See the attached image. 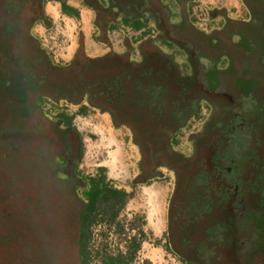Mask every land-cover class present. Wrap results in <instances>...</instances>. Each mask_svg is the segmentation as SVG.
I'll return each mask as SVG.
<instances>
[{
    "label": "flooded vegetation",
    "instance_id": "af4514ba",
    "mask_svg": "<svg viewBox=\"0 0 264 264\" xmlns=\"http://www.w3.org/2000/svg\"><path fill=\"white\" fill-rule=\"evenodd\" d=\"M45 1L0 0V172L17 164L40 187L21 211L23 253L11 244L6 252L22 264L82 262L81 220L94 217L101 180L85 186L79 135L67 116L46 114L48 100L87 106L128 131L139 181L165 184L160 241L173 264H264V0H243L244 18L222 12L223 26L209 32L194 20L195 0H80L108 50L91 56L79 46L64 62L32 32L50 22ZM124 18L154 30L117 48L112 24L141 29ZM59 163L72 182L56 173ZM13 207H0L9 235Z\"/></svg>",
    "mask_w": 264,
    "mask_h": 264
},
{
    "label": "rangeland",
    "instance_id": "374dc122",
    "mask_svg": "<svg viewBox=\"0 0 264 264\" xmlns=\"http://www.w3.org/2000/svg\"><path fill=\"white\" fill-rule=\"evenodd\" d=\"M192 6H194L192 10L194 20L196 23L199 22V26L207 32L223 26L224 20L219 16L222 15V12H226L229 17L234 19L244 18L247 14V6L243 0H195ZM48 16L50 22L39 23L32 29V32L52 57L61 61L74 56L78 46L84 48L83 37L86 38V34L94 32V28L90 30L85 27L84 31L81 30L84 26L91 27V25H87V20L89 21L91 18L90 13L84 14L85 22L81 23L80 20L61 14L59 6L54 4L53 12ZM118 23L121 24L120 21ZM125 27V30L116 28L118 30L110 33L111 41L117 48L125 38L130 41H138L139 38L145 37L144 34H148H142L139 29L128 28L130 26ZM151 29L154 30L153 27ZM148 30L150 29L148 28ZM95 32L97 34L98 29ZM149 33H152L151 30ZM92 43L94 42L92 41ZM43 109L53 119L60 115L67 116L69 123L77 131L82 144L77 162L79 165L77 172L84 180L85 186L89 179L95 175L96 179L104 182V188H116L126 194L122 204L115 207L116 219L109 216L108 211H111L112 208H108L107 203L102 204L104 205L102 208L101 205L99 206L100 210L97 211L99 215L95 217L96 220L90 229L88 258L86 257L87 261L84 263L107 264V258L112 257L123 258L127 264H173L160 241L166 207L165 184L156 181L148 183L139 181V169L136 166L133 145L131 146L129 141L123 140V134L128 131L116 128L103 115L87 106L80 108V106L67 101L54 104L46 100ZM31 123L36 126L33 120ZM20 131L21 126L17 124L15 133L10 135L13 145H16L19 140L17 136L22 135L19 134ZM25 146L30 150L32 143L28 142ZM29 159V157L25 158L23 164L26 165ZM16 165L14 164L9 171L0 172V180L3 184L0 185L3 189L2 192L0 191V207L4 209L5 204L10 208L11 205L14 206L10 213V218H13L11 227L14 231L12 230L9 235L7 231L9 226L6 227L2 224L0 225V235H4L7 231L8 245L11 244L13 251L23 253L24 243L21 242V238L22 232H24L22 222L24 216L21 211L26 207L27 196H36L40 187L30 184L28 180L31 179V176L28 177V174L18 176L19 172L24 171V167L21 171L20 168L18 170L14 167ZM59 165L60 163L54 166L56 173L65 181L72 182L71 168ZM11 178L14 180L20 178L21 181L25 178L23 186H14ZM13 195L14 197L11 199ZM33 199L31 205H34L32 207L37 211L39 202L37 205V198ZM14 214L19 218H16ZM0 219L2 220V217ZM15 255L12 251L6 252L0 248V264H22V259ZM78 258L81 262L80 255Z\"/></svg>",
    "mask_w": 264,
    "mask_h": 264
},
{
    "label": "trees",
    "instance_id": "16d2710c",
    "mask_svg": "<svg viewBox=\"0 0 264 264\" xmlns=\"http://www.w3.org/2000/svg\"><path fill=\"white\" fill-rule=\"evenodd\" d=\"M63 9L67 10L66 6H63ZM122 22L126 25L133 24L136 28H141L142 25H145L142 21H135L132 22L130 18H124L122 19ZM118 24H112V28H116ZM102 181V180H101ZM99 184H96L93 186L92 190L94 192V199L90 206H89V213L93 214L94 217L92 220H81V231H80V237H79V255L82 259V264H85L86 257L88 258V244L90 240V229L92 228V223L96 220L95 217H97L99 214L97 211L100 210L99 206L101 205V208L104 207V205L107 203L108 208L111 207L112 210L108 211L109 216L111 218H117V214L114 212L115 207L122 204L124 201V197L122 198L123 192L116 188H104V182H101ZM104 204V205H102ZM117 209V208H116ZM3 221L0 223V225L4 224L7 227V221L4 220V217L2 216ZM8 231V230H7ZM5 231L4 235H0V248H2L4 251H7L8 245L7 243V237L8 233ZM2 237V239H1ZM8 245V246H7ZM16 254L19 256L20 252H16ZM107 264H127L123 258H107Z\"/></svg>",
    "mask_w": 264,
    "mask_h": 264
},
{
    "label": "crops",
    "instance_id": "0c3cea01",
    "mask_svg": "<svg viewBox=\"0 0 264 264\" xmlns=\"http://www.w3.org/2000/svg\"><path fill=\"white\" fill-rule=\"evenodd\" d=\"M63 1L66 2V4L64 3V6H66L67 10L63 9L62 3L58 0H46L44 3V14H45V16L49 17L48 15H50L53 12L54 4L59 6V12L61 14H64L65 16L73 18L75 20H80L81 23L85 22V20H83L84 14L90 13L91 18L89 21L87 20V25H91V27L84 26L81 28L82 31H84L83 29H86L85 27L89 28L90 30L94 28L93 33L91 31V33L89 35H87L85 32L86 38L83 37V39H84L83 43L85 45L86 53H88L91 56L104 54L108 50V47L106 46V44L104 42H102L101 39H98L99 29L97 28V26L95 24V13H94V11L91 8L85 6L80 0H63ZM236 19H239V18H236ZM116 28H118L119 30H125L126 29L125 26H119ZM116 28L111 30V32H114V30H118ZM128 28H132V26H130ZM148 28L152 31L151 26H144L143 28L139 29L140 30L139 32H141L142 34L143 33H149L150 30H148ZM97 29H98V32L96 34L95 31ZM144 35H145V37L147 36V34H144ZM92 41L94 43H92Z\"/></svg>",
    "mask_w": 264,
    "mask_h": 264
}]
</instances>
